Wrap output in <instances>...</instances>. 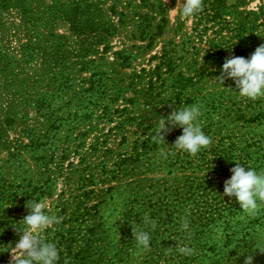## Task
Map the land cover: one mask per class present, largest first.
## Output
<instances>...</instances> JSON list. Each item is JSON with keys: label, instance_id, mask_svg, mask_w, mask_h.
Returning a JSON list of instances; mask_svg holds the SVG:
<instances>
[{"label": "trees", "instance_id": "obj_1", "mask_svg": "<svg viewBox=\"0 0 264 264\" xmlns=\"http://www.w3.org/2000/svg\"><path fill=\"white\" fill-rule=\"evenodd\" d=\"M248 1L203 0L188 29L169 31L165 0H0V264L40 199L62 218L45 233L58 264L264 263L252 252L264 208L247 216L220 179L235 162L264 170V97L216 79L225 57L264 43V5L240 8ZM193 104L212 143L177 151L176 128L154 144L156 119ZM131 226L149 232L150 250Z\"/></svg>", "mask_w": 264, "mask_h": 264}, {"label": "clouds", "instance_id": "obj_2", "mask_svg": "<svg viewBox=\"0 0 264 264\" xmlns=\"http://www.w3.org/2000/svg\"><path fill=\"white\" fill-rule=\"evenodd\" d=\"M166 3L167 0H165ZM169 10L183 18L194 17L203 10V0H176L175 6ZM219 71L220 74L216 76V79L220 85L223 86L225 80L231 79L241 97L252 100L264 97V43L257 46L248 58L231 54L225 57ZM229 89L232 88L229 87ZM201 115L199 104L172 108L167 116L156 119L153 143L167 145L166 136L172 130L180 128L182 132L171 146L177 151L195 156L202 148H207L212 143L211 138L202 130ZM159 155L167 158L168 153L161 148ZM229 171L231 176L223 183V196L229 199L234 197L243 213L256 217L261 208H264V170L257 171L251 166L245 167L235 162V166ZM25 208L27 214L19 221L23 227L13 228L19 237L18 241L14 246L12 242L6 245L5 252L9 255L8 264H58L60 249L55 242L46 238L45 233L61 223L62 218L52 211L45 199L28 200ZM116 221H112L113 226ZM189 223L187 217L183 218L181 230L188 231ZM143 224L145 227L150 226L153 230L157 227V221L147 214L143 217ZM132 238L138 248L150 250L152 237L144 228L132 227ZM177 251L183 255H192L194 249L185 245L179 246ZM254 251L264 254V245L257 246ZM253 259L250 253L244 258L243 264H253Z\"/></svg>", "mask_w": 264, "mask_h": 264}, {"label": "rangeland", "instance_id": "obj_3", "mask_svg": "<svg viewBox=\"0 0 264 264\" xmlns=\"http://www.w3.org/2000/svg\"><path fill=\"white\" fill-rule=\"evenodd\" d=\"M226 4L229 5V4H232L235 2V0H225ZM175 3H176V0H173V1H169L167 0V19H168V26L170 28L169 31H171V29L175 28L176 24L179 22V21H182L183 22V25L185 27V29H188L190 24H191V21H192V18H183L179 15H175L172 11H170L169 9L174 7L175 6ZM260 4H263L264 5V0H249L246 4H244V6L240 7V8H244V9H252V8H256L258 5ZM209 32V31H208ZM169 38V32L166 31L164 34H162L159 38H158V41L156 42V44L154 45V47L150 50V51H147V54L145 57H147L148 55L152 54L155 50H158L160 45H161V41H164L166 39ZM139 62V60L133 62V66L136 67L137 63ZM212 82V81H211ZM211 82H207L208 84H210ZM4 98V92L0 89V100H2ZM197 174H195L196 176H201V174L203 173V170L201 169H197L196 170ZM221 176V180H223V182L230 178V176H222V174H220ZM235 201V200H234ZM234 201H232V203H235ZM254 240V239H252ZM15 244V243H14ZM13 244V246H14ZM254 245V243H252V246ZM257 246H259V244H257ZM256 246V247H257ZM253 252V251H252ZM255 253V251L253 252ZM262 256H264V254H261ZM264 264V263H262Z\"/></svg>", "mask_w": 264, "mask_h": 264}]
</instances>
